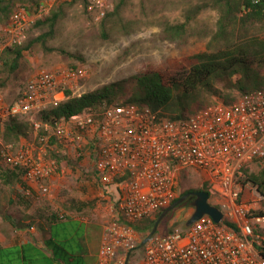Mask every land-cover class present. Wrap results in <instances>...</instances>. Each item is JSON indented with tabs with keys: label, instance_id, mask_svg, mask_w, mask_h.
<instances>
[{
	"label": "built area",
	"instance_id": "2783aa9c",
	"mask_svg": "<svg viewBox=\"0 0 264 264\" xmlns=\"http://www.w3.org/2000/svg\"><path fill=\"white\" fill-rule=\"evenodd\" d=\"M71 1L34 0L33 8L16 4L2 27L0 67L7 49L22 46L34 25ZM76 3L94 21L103 20L114 7L112 0ZM85 78L80 69H43L17 102L1 109L0 133L19 117H30L35 130L34 142L5 144L1 150L11 168L22 170L23 193L47 200L53 180L66 173L64 158L82 167L103 188L100 195L109 200L111 211L96 264H264L257 248L264 234L256 232L264 226V196L255 189L250 201H240L244 169L264 160V89L231 104L215 100L184 119L122 101L86 107L54 123L40 120ZM183 173H196L207 183L223 223L205 215L141 246L146 237L134 224L171 205L181 191ZM140 250L142 257L133 256Z\"/></svg>",
	"mask_w": 264,
	"mask_h": 264
},
{
	"label": "trees",
	"instance_id": "16d2710c",
	"mask_svg": "<svg viewBox=\"0 0 264 264\" xmlns=\"http://www.w3.org/2000/svg\"><path fill=\"white\" fill-rule=\"evenodd\" d=\"M76 2L77 0H73L60 5L49 17L34 25L35 28L48 30L43 36L27 45L5 51L1 66L8 75L19 69L24 53L32 48V44L43 38L54 37L57 25ZM16 4L33 8L34 0H0L1 27L8 24ZM126 5V0H119L114 10L104 17L103 25L117 22ZM206 8L215 10L218 17L216 29L205 50L186 57L184 64L172 70H146L126 81L106 85L80 97H72L67 91L68 99L44 111L40 120L54 123L60 118L68 119L86 107L102 108L118 103L121 98H125L126 103H136L154 111L165 112L173 119H184L215 100L231 104L237 97L264 89V0H209L208 3L191 9L183 23L171 24L165 21V34L172 40L183 38L188 23ZM212 98L215 100L207 103ZM18 120H12L6 127L4 140L32 143L36 138L33 126L30 128L25 122ZM40 135H44L43 130ZM263 161L256 160L244 169L241 202L250 201L251 193L247 190L249 184L264 196V169L260 165ZM70 164L74 166L75 163ZM22 174L20 168H11L2 159L0 146V196L8 199L0 204V215L13 231H28L37 227L45 236L43 235L40 244L30 242L11 249L0 248V264H70V257L65 252L72 251V256L82 254L80 242L83 234L81 228L77 231L76 225L83 224L66 214L51 212L49 204H41L42 200L36 201L25 195L23 191L27 186ZM192 174H182L181 191L172 203L190 192H208L207 183L198 174L191 176ZM193 180L201 186L193 187ZM15 185L19 186L16 195L12 192ZM8 191L11 192L10 196ZM193 201L194 197L171 211L161 225L166 228L170 216L182 207L191 206ZM162 211L153 219L136 222L135 229L146 237ZM230 226L235 228L234 225ZM166 229V233L173 230ZM256 232L264 234L260 228ZM257 248L260 256L264 258V241Z\"/></svg>",
	"mask_w": 264,
	"mask_h": 264
},
{
	"label": "rangeland",
	"instance_id": "374dc122",
	"mask_svg": "<svg viewBox=\"0 0 264 264\" xmlns=\"http://www.w3.org/2000/svg\"><path fill=\"white\" fill-rule=\"evenodd\" d=\"M118 1L112 0L113 10ZM126 1L127 5L121 13V18L106 25H103V20H92L75 3L57 25L54 37L43 38L32 44V48L24 53L20 67L14 74L8 75L1 66L0 113L3 112L1 109L14 104L22 97L29 80L43 69L54 72L67 69L83 70L86 78L78 83L73 92L71 91L73 97H78L106 85L126 81L146 70L175 69L184 64L186 57L205 50L216 29L218 14L212 8H206L188 23L183 38L172 40L164 32L165 21L171 24L183 23L191 9L208 3L209 0ZM47 31L46 28L33 27L23 45L37 40ZM124 99H119L118 103ZM214 100L209 99L207 103ZM18 119L31 128L30 117ZM3 134L4 132L0 133L1 150L5 144H13L15 147L27 144L25 141L8 142L4 140ZM71 162L63 159L66 173L53 180L52 196L47 200H34H42L40 203L49 204L51 212L66 214L86 225L87 222L95 221L94 216L99 208H104L109 200L101 197L103 188L93 178L87 177L82 167H74ZM260 165L261 169H264V161ZM191 185L201 186L194 180ZM247 188L250 193L256 189L251 184L247 185ZM18 191L19 186L15 185L13 194L16 195ZM10 193L8 191V196ZM7 200L6 197L0 196V204ZM193 211L194 209L189 210V207L176 210L170 216L166 228L172 230L184 226ZM6 224L0 215V232L1 225ZM166 228L160 224L156 235L166 233ZM260 229L264 231V226ZM23 232V235L29 234V231ZM17 233L19 232L14 234ZM10 235H13L11 230ZM65 255L70 257V264H93L91 259L83 255L72 256V251L65 252ZM142 255V250L133 254L135 257Z\"/></svg>",
	"mask_w": 264,
	"mask_h": 264
},
{
	"label": "crops",
	"instance_id": "0c3cea01",
	"mask_svg": "<svg viewBox=\"0 0 264 264\" xmlns=\"http://www.w3.org/2000/svg\"><path fill=\"white\" fill-rule=\"evenodd\" d=\"M94 217L95 221L87 222L86 225L76 226L77 231L81 228L83 234L80 242L82 247L81 256L91 259L93 264H96L104 228L111 219L110 205L107 203L104 208H99L98 213ZM10 230L13 235H10ZM23 231H13L10 225H1L0 248L11 249L25 243L36 242L40 244L43 241L42 232L37 227L28 230L29 234L27 233L26 235H23ZM15 232L19 233L14 234Z\"/></svg>",
	"mask_w": 264,
	"mask_h": 264
},
{
	"label": "water",
	"instance_id": "95a60500",
	"mask_svg": "<svg viewBox=\"0 0 264 264\" xmlns=\"http://www.w3.org/2000/svg\"><path fill=\"white\" fill-rule=\"evenodd\" d=\"M189 197H194V201H193L194 211L192 215L187 219L185 226L187 227L191 226L205 215L210 216L215 223L218 224L223 223L224 215L218 207L214 206L210 202V196L208 192L206 191L190 192L177 199L168 208L162 211V213L157 218L152 231L143 240L141 246L145 245L149 239H151L153 236L157 234L160 224L167 217V215L171 211L176 209L178 206H180L182 203H184L185 200Z\"/></svg>",
	"mask_w": 264,
	"mask_h": 264
},
{
	"label": "flooded vegetation",
	"instance_id": "af4514ba",
	"mask_svg": "<svg viewBox=\"0 0 264 264\" xmlns=\"http://www.w3.org/2000/svg\"><path fill=\"white\" fill-rule=\"evenodd\" d=\"M190 198H192V197L187 198V199L185 200V202L188 201V199H190ZM192 209H194L193 203H192L191 206H189V210H192Z\"/></svg>",
	"mask_w": 264,
	"mask_h": 264
}]
</instances>
